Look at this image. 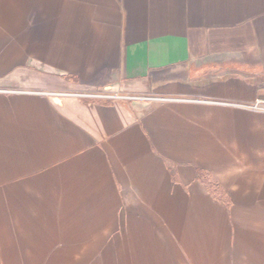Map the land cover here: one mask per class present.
I'll return each mask as SVG.
<instances>
[{
    "label": "crops",
    "instance_id": "0c3cea01",
    "mask_svg": "<svg viewBox=\"0 0 264 264\" xmlns=\"http://www.w3.org/2000/svg\"><path fill=\"white\" fill-rule=\"evenodd\" d=\"M0 264H264V0H0Z\"/></svg>",
    "mask_w": 264,
    "mask_h": 264
}]
</instances>
